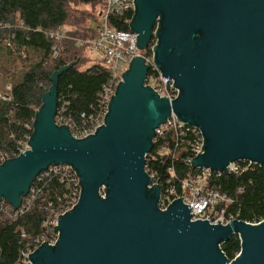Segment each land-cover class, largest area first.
<instances>
[{
  "label": "water",
  "instance_id": "water-1",
  "mask_svg": "<svg viewBox=\"0 0 264 264\" xmlns=\"http://www.w3.org/2000/svg\"><path fill=\"white\" fill-rule=\"evenodd\" d=\"M134 2L137 45L145 50L157 36L155 62L180 94L169 101L145 86L149 66L137 56L102 127L75 139L56 114L58 78L77 61L52 73L28 149L0 164V200L18 209L52 164L72 165L82 193L59 217L57 243L40 245L28 264H227L220 244L233 234L241 249L230 264H264V219L191 221L180 198L164 211L145 171L155 129L170 115L204 133L193 167L225 171L239 160L264 166V0Z\"/></svg>",
  "mask_w": 264,
  "mask_h": 264
},
{
  "label": "built area",
  "instance_id": "built-area-1",
  "mask_svg": "<svg viewBox=\"0 0 264 264\" xmlns=\"http://www.w3.org/2000/svg\"><path fill=\"white\" fill-rule=\"evenodd\" d=\"M100 1L102 3V8L98 13L100 21L92 35L71 36L64 27L49 33L50 37L57 42L74 40L79 46H84L97 61L95 63L102 65L109 72V78L103 85L98 107L94 112L81 113L79 121L64 118L62 114L58 117L59 120H56L58 125L67 126L75 139L94 135L102 127L109 113L112 98L123 80V74L137 56L143 57L149 66L145 86L151 87L159 97L167 98L169 101H174L180 94V90L174 86V80L165 77L155 62L154 48L159 42L157 36L154 35L148 47L141 50L137 45L138 34L132 29L128 31L117 26V23L130 25L136 11L134 0ZM113 19H116L117 23H114ZM158 27L159 24L155 27L154 34ZM58 51L59 48L55 45V56L59 53ZM7 88L10 89L9 86ZM0 96L3 99H11L7 95ZM64 111L65 107L62 108V113ZM26 128L29 131L33 130L29 124H26ZM30 137L27 135L24 139L18 140L12 149L0 150V164L7 159L17 157L28 149ZM204 140V133L197 126L182 121L176 115H170L155 129V136L152 140L153 148L146 155L145 171L150 178L148 185H155L159 188L158 207L164 211L173 201L180 198L191 211V221L202 220L212 225H227L239 220L229 211L235 199L224 192L216 181L224 174H239L247 168L246 163H258L239 160L229 163L225 171L193 167L192 160L201 151ZM160 159L162 161H159ZM156 161L164 162L161 164L166 165L164 175L153 168V163ZM50 179H57L62 191L44 203L45 214L40 232L29 235L26 231H21L23 246L14 264H28L29 258L40 245L57 243L60 236V232L56 230L59 217L63 212L71 211L79 203L82 193L80 176L70 164H52L38 174L18 209H14L5 200H0V222L6 215L22 216L32 208L41 189ZM100 195L101 197L106 196L105 187L100 190ZM238 237L240 239L239 235ZM222 244H220L221 249ZM1 252L0 245V254ZM238 254L239 252L233 258H228L227 264H230Z\"/></svg>",
  "mask_w": 264,
  "mask_h": 264
},
{
  "label": "trees",
  "instance_id": "trees-1",
  "mask_svg": "<svg viewBox=\"0 0 264 264\" xmlns=\"http://www.w3.org/2000/svg\"><path fill=\"white\" fill-rule=\"evenodd\" d=\"M97 2L100 0H0V95L11 97L8 100L0 96V150L12 149L18 140L32 135L36 111L42 104L43 94L52 85L50 76L66 64L77 61L58 78L56 120L62 114L64 118L79 121L81 113L88 114L97 109L109 72L97 63L81 70L79 67L87 52L85 47L74 40L60 43L49 35L51 31L69 26L70 22L82 25L87 14L78 16L73 12L74 5ZM90 21L84 28L86 33L71 29L70 35H92L94 30ZM113 22L117 23L116 19ZM117 26L131 30L130 25L117 23ZM55 45L59 48L56 56ZM17 61H21L23 66L17 67ZM26 124L33 130L29 131ZM161 163L164 162H154L153 168L164 175L166 165ZM248 164L239 174H224L216 183L235 199L229 211L239 220L256 223L264 219V166ZM61 191L59 181L50 179L26 214L3 217L0 222V264L16 262L23 246L21 231L29 235L40 232L44 203ZM240 249L241 241L236 234L222 244L228 258H233Z\"/></svg>",
  "mask_w": 264,
  "mask_h": 264
},
{
  "label": "rangeland",
  "instance_id": "rangeland-1",
  "mask_svg": "<svg viewBox=\"0 0 264 264\" xmlns=\"http://www.w3.org/2000/svg\"><path fill=\"white\" fill-rule=\"evenodd\" d=\"M102 8V3L97 2L95 4H76L74 5V9L73 12H76L78 14V16L81 17V14H87V17L85 19H83V23L82 25L78 24L75 25L74 23H69L68 25L70 26H64V28H66L68 31L72 30H77L78 33H86V30H84V28H86V26L89 24V21L91 18L95 17L96 20H91L90 23L92 25L93 30L96 29L97 24L100 21V18L98 16L99 11ZM26 56V55H25ZM24 56V57H25ZM95 62H97L95 60V58L93 56H91L88 52H86L85 58H83L82 62H81V66L79 67L81 70H84L86 68H88L89 66H91L92 64H94ZM17 67H22L23 63L21 61H17ZM12 68L14 67L11 66ZM4 88V85H3ZM5 89V88H4ZM8 89V88H7Z\"/></svg>",
  "mask_w": 264,
  "mask_h": 264
}]
</instances>
